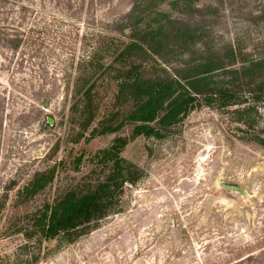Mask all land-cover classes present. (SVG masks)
Instances as JSON below:
<instances>
[{
	"label": "rangeland",
	"instance_id": "374dc122",
	"mask_svg": "<svg viewBox=\"0 0 264 264\" xmlns=\"http://www.w3.org/2000/svg\"><path fill=\"white\" fill-rule=\"evenodd\" d=\"M196 3L211 45L239 41L264 53V0ZM136 5L146 7L143 0H0V264H264V144L257 140L264 91L241 105L248 123L238 106L201 104L163 139L135 135L130 123L78 138L72 94L81 64L96 49L113 59L106 51L124 40L128 29L120 28ZM159 7L179 15L168 1ZM110 73L96 83L98 119L116 92ZM120 136L139 180L74 240L42 236L35 213L93 176L89 157ZM54 165V180L25 196L36 173Z\"/></svg>",
	"mask_w": 264,
	"mask_h": 264
},
{
	"label": "trees",
	"instance_id": "16d2710c",
	"mask_svg": "<svg viewBox=\"0 0 264 264\" xmlns=\"http://www.w3.org/2000/svg\"><path fill=\"white\" fill-rule=\"evenodd\" d=\"M143 1V11L136 5L126 15L120 28L128 29L124 40L106 51L113 59L105 62L106 55L96 49L81 64L72 94V110L78 112V138L91 141L130 123L135 135L163 139L201 104L238 106L239 120L248 123L249 108L241 105L246 98H261L264 53L249 51L239 41L211 45L208 25L195 17L201 13L197 0ZM167 1L178 16L159 7ZM188 13L192 19L185 16ZM14 38L15 48L21 38ZM109 72L116 81V92L98 119L96 83ZM257 140L264 144V138ZM126 144L127 138L120 136L92 154L93 176L68 187L35 213L34 225L42 236L65 235L74 240L90 223L113 210L125 185L135 184L141 176L138 165L121 154ZM84 158L83 154L76 158L75 170ZM57 168L54 165L36 173L23 194L31 197L45 189Z\"/></svg>",
	"mask_w": 264,
	"mask_h": 264
},
{
	"label": "water",
	"instance_id": "95a60500",
	"mask_svg": "<svg viewBox=\"0 0 264 264\" xmlns=\"http://www.w3.org/2000/svg\"><path fill=\"white\" fill-rule=\"evenodd\" d=\"M222 187H224L225 189H228V190L237 191V192H239L241 194L245 193V191L241 187L236 186V185L222 184Z\"/></svg>",
	"mask_w": 264,
	"mask_h": 264
}]
</instances>
